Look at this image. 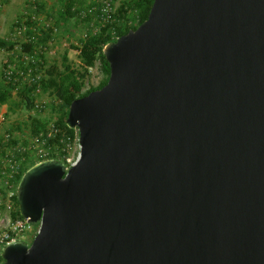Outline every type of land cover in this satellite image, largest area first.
Instances as JSON below:
<instances>
[{
	"label": "water",
	"instance_id": "1",
	"mask_svg": "<svg viewBox=\"0 0 264 264\" xmlns=\"http://www.w3.org/2000/svg\"><path fill=\"white\" fill-rule=\"evenodd\" d=\"M75 100L80 158L31 167L2 264H264V0H155Z\"/></svg>",
	"mask_w": 264,
	"mask_h": 264
},
{
	"label": "built area",
	"instance_id": "2",
	"mask_svg": "<svg viewBox=\"0 0 264 264\" xmlns=\"http://www.w3.org/2000/svg\"><path fill=\"white\" fill-rule=\"evenodd\" d=\"M41 0H28L26 8H32L33 13L37 10V3ZM9 0H0V12H2ZM116 0H86L83 6L76 8L77 23L76 29L81 28L83 35L81 39H86L91 34L99 33L107 24L115 19ZM40 14V13H39ZM32 20L41 25L42 28L52 30L55 34L57 29L54 28L53 19L41 17L34 14ZM29 14L27 11L15 22L13 31L9 36L3 38L5 41L14 44L7 50L0 45V59L2 60V71L7 82L16 83L19 81L26 82L29 85L35 84V96H42L41 81L47 77L43 70L45 61L42 58L43 51L45 56L48 49L39 47L25 50L24 45L36 41V37L28 35ZM79 25V26H77ZM37 37L41 32L34 30ZM1 38V36H0ZM80 39V40H81ZM52 41V40H51ZM49 41V43L51 42ZM48 43V44H49ZM80 56V51L78 50ZM47 58V57H46ZM18 90H15L17 93ZM59 101H55L58 103ZM51 104L39 102L36 100L34 109L31 111L30 118H35L37 113L48 110ZM9 113L8 105L0 107V255L3 249L11 243L24 241V235L30 233V240L40 231V224L34 225L22 219H15L13 212L16 208L15 198L18 197L19 183L18 177L23 170V165L29 163L32 159L35 162L56 161L65 166L66 173L77 164L80 158V137L76 132L74 139L67 137V143L63 148V155L59 160H52L54 152L53 141L58 137L60 130L56 126V116L50 122L46 132L33 133L29 128H23L21 131L14 128H7V115ZM30 120V119H29ZM29 122V121H28ZM14 129V130H13ZM73 140V141H72ZM78 147V156L75 159V148Z\"/></svg>",
	"mask_w": 264,
	"mask_h": 264
},
{
	"label": "trees",
	"instance_id": "3",
	"mask_svg": "<svg viewBox=\"0 0 264 264\" xmlns=\"http://www.w3.org/2000/svg\"><path fill=\"white\" fill-rule=\"evenodd\" d=\"M154 1L155 0L124 1L117 8L113 22L107 24L99 33L91 34L86 39H81L80 46L78 48L74 47L80 51L79 58L81 60V69L74 67L70 62L68 52L63 54L60 67L56 64L49 66L43 51L42 58L45 61L43 70L47 74V77L41 81L42 95H49L53 97L55 101L59 102L51 103V113L53 117L50 116L48 119H43L40 116L42 115L41 112H39V114H36L37 116L35 118H29V122L17 123L13 125V128L19 131L23 128H29L33 133L46 132L50 122L53 120L54 116H56V126L60 130V133L53 141L54 152L52 154V160H59L63 155L62 150L67 143V139L64 138L63 134L74 139L77 132V130L70 129L66 124L72 103L77 99L89 95L91 92L102 89L107 85L110 79L111 69L104 56V48L108 44L115 42L119 37L128 34L132 30H137V28L148 19ZM36 6V15L39 16L45 13V4L42 5L41 3H37ZM59 15L64 23L70 19H75L77 17V12L74 11L73 3H64L63 10L59 12ZM48 17L53 20L56 19L53 16ZM27 25L29 26L28 35L30 37L35 36L36 41L28 45L25 44L24 49L26 51L39 47L48 49V43L53 39V31L45 29V26L42 28L40 24L32 20L31 16H29ZM36 28L42 34L39 38L34 31ZM0 45L7 50H10L14 46L11 41L7 42L3 38H0ZM97 63H99L100 72L103 76L102 81L97 87L85 90L86 83L90 78V69L95 68ZM15 90H18V92L15 93ZM34 90H36L35 84L29 85L22 81L16 83L7 82L2 73L0 83V107L8 105L9 113L7 117L16 114L20 110L32 111L38 97L35 96ZM38 163L39 162L30 159L29 163L23 165V170L17 181H21L23 175ZM15 201L16 208L13 212V216L15 219H22L18 197L15 198ZM3 262L2 255H0V264Z\"/></svg>",
	"mask_w": 264,
	"mask_h": 264
},
{
	"label": "rangeland",
	"instance_id": "4",
	"mask_svg": "<svg viewBox=\"0 0 264 264\" xmlns=\"http://www.w3.org/2000/svg\"><path fill=\"white\" fill-rule=\"evenodd\" d=\"M28 0H9L6 8L0 12V36L5 38L10 35L13 31L15 22L24 14L25 11L28 12L29 16H33L35 13L32 8H26ZM124 1L127 0H116V8H118ZM73 3L76 8L83 6L86 3V0H41L39 3L42 5L45 4L46 10L44 14H40L41 17L53 16L56 19L53 20L54 28L57 29V32L53 35L52 41L48 45V52L46 54V59L49 66L54 64L59 67L62 64V56L65 52H68V58L70 62L76 68H80L81 60L79 58L78 49L74 47L80 46V39L84 34L81 28L76 29L75 25L77 23V17L75 19H70L65 23L62 21L59 12L63 10L64 3L69 4ZM78 24V23H77ZM79 26V25H78ZM48 66V67H49ZM1 71H2V60L0 59V83H1ZM102 74L100 72L99 63L96 67L90 69V78L86 83L85 90H88L92 87H97L102 81ZM39 102H46L47 104L55 103V99L49 95H42L37 97ZM51 106L48 110L41 112V118L48 119L52 116ZM31 115V111L20 110L16 114L7 117V128H13V125L17 123L28 122ZM53 117V116H52ZM78 147L75 148V159L78 156ZM31 237L30 233L24 235V241L28 242V238ZM32 243L33 241L30 240Z\"/></svg>",
	"mask_w": 264,
	"mask_h": 264
}]
</instances>
